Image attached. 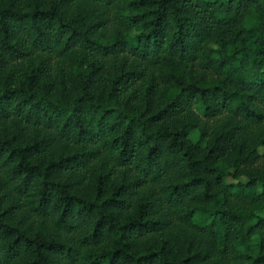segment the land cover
Returning <instances> with one entry per match:
<instances>
[{
	"label": "trees",
	"instance_id": "trees-1",
	"mask_svg": "<svg viewBox=\"0 0 264 264\" xmlns=\"http://www.w3.org/2000/svg\"><path fill=\"white\" fill-rule=\"evenodd\" d=\"M0 264H264V0H0Z\"/></svg>",
	"mask_w": 264,
	"mask_h": 264
},
{
	"label": "rangeland",
	"instance_id": "rangeland-1",
	"mask_svg": "<svg viewBox=\"0 0 264 264\" xmlns=\"http://www.w3.org/2000/svg\"><path fill=\"white\" fill-rule=\"evenodd\" d=\"M195 111H196L197 113L201 114V109H200V107L196 106V107H195ZM191 137H192V138H195V137H196V133L191 134ZM260 152L263 153V149H261Z\"/></svg>",
	"mask_w": 264,
	"mask_h": 264
}]
</instances>
